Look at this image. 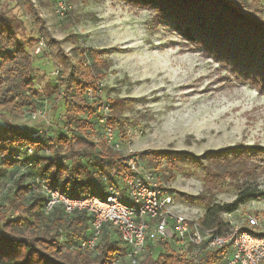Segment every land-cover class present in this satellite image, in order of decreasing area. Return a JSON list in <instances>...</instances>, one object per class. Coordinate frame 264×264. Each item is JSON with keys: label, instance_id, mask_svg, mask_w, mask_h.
<instances>
[{"label": "trees", "instance_id": "obj_1", "mask_svg": "<svg viewBox=\"0 0 264 264\" xmlns=\"http://www.w3.org/2000/svg\"><path fill=\"white\" fill-rule=\"evenodd\" d=\"M10 1L26 12L38 34H44L31 0H0V109L28 116L44 110L45 101L60 93L63 110L53 116L46 136H33L35 129L24 125L0 122V264H194L170 240L150 246L142 260H128L127 248L108 225L94 251L79 249L80 240L91 233L90 216L79 211L68 214L61 204L45 213V198L34 190L39 187L36 178L71 199L104 198L107 186L120 181L127 165L103 140L97 105L106 99L101 97L95 68L83 64L86 53L81 51L83 61L74 66L57 41L47 40V55L59 74L50 73L51 80L37 88L32 53L7 17ZM123 1L149 9L154 22L174 27L219 63H226L230 73L264 92V18L244 9L247 0ZM108 125L114 129L111 113ZM92 134L100 144L90 139ZM115 135L118 138L116 131ZM263 157L264 148L256 145L206 155L205 182L229 179L237 193L231 202L210 204L198 219L202 227L229 232L232 225L224 214L264 198V187L250 180L264 174ZM140 164L144 167L141 160ZM196 251L200 264H222L223 249ZM91 252L97 254L92 257Z\"/></svg>", "mask_w": 264, "mask_h": 264}, {"label": "rangeland", "instance_id": "obj_2", "mask_svg": "<svg viewBox=\"0 0 264 264\" xmlns=\"http://www.w3.org/2000/svg\"><path fill=\"white\" fill-rule=\"evenodd\" d=\"M31 2L44 34H38L14 1L8 3L7 17L32 53L37 88H43L55 70L47 40L57 41L74 66L81 62L83 50L95 68L101 97L112 106L120 143L117 153H137L145 168L159 174L161 186L173 196V212L199 219L210 204L235 198L234 181L205 182L206 155L242 145L264 148V92L230 73L226 63L174 27L154 22L149 9L123 0H68L70 12L59 18L54 14L55 0ZM244 9L264 18V0H247ZM39 40L44 47L35 57ZM52 97L36 119L0 109V122L50 129L48 118L52 122L63 110L60 93ZM90 139L101 142L96 134ZM263 176L250 180L264 187ZM249 218L264 226V198L223 215L233 227L255 230Z\"/></svg>", "mask_w": 264, "mask_h": 264}, {"label": "built area", "instance_id": "obj_3", "mask_svg": "<svg viewBox=\"0 0 264 264\" xmlns=\"http://www.w3.org/2000/svg\"><path fill=\"white\" fill-rule=\"evenodd\" d=\"M68 0H55L54 14L64 18L70 12ZM43 47L39 40L34 53ZM84 66H90L85 54ZM57 77L58 67L51 73ZM87 94L92 96V92ZM43 110L28 114V119H36ZM99 122L105 144L114 151H120V143L114 129L108 125L111 105L101 100L97 105ZM47 127H50L49 118ZM33 136L47 135L50 129L34 128ZM31 152L30 149H28ZM126 172L117 184L108 185L104 198L87 196L79 199L68 198L59 190L48 186L44 180L36 178L34 190L45 198V213L61 204L66 213L84 212L90 216L91 233L80 240L78 248L94 251L105 226L114 229L127 248L128 260H142L149 247L164 240L176 244L178 251L186 258L200 264L197 249H223L222 264H264V226L256 218H249L248 224L255 228L241 230L236 227L222 233L215 228H204L198 219H187L171 210L174 203L172 194L162 188L153 170L140 164L139 156L123 155ZM35 184V186H36ZM230 223V222H229ZM191 248V249H190Z\"/></svg>", "mask_w": 264, "mask_h": 264}]
</instances>
